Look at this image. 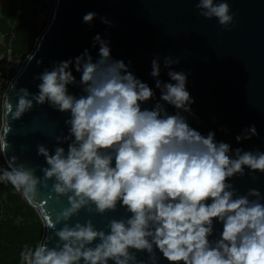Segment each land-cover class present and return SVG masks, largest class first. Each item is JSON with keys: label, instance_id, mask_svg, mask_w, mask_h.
<instances>
[{"label": "clouds", "instance_id": "obj_1", "mask_svg": "<svg viewBox=\"0 0 264 264\" xmlns=\"http://www.w3.org/2000/svg\"><path fill=\"white\" fill-rule=\"evenodd\" d=\"M196 8L224 28L233 23L227 0H198ZM96 17L88 12L82 22L91 25ZM100 19L111 26L107 18ZM97 44L98 58L85 49L45 69L37 77L38 93L26 88L16 93L13 119L34 104L70 112L68 135L56 137L58 145L67 142V151L57 146L52 153L37 145V155L47 164L42 177L17 164L15 156L0 169V183L11 184L29 206H35L38 185L47 188L49 180H54L52 191L67 197L69 204L57 215L56 224L63 226L55 232V247L44 236L34 246L26 244L19 264H143L136 253L146 252L155 260L156 251L168 264H264V197L257 189L238 195L228 182L243 176L245 168L264 173V152L233 150L217 142L215 132L205 136L190 126L182 113L194 115L195 101L186 87L187 74L172 70L179 60L164 58L170 78L164 82L159 57L153 58L150 75L160 98L151 109H142L155 97L153 88L130 71L131 61L113 59L110 42L99 34L93 38V47ZM73 65L81 73L79 82ZM77 83L83 92L78 97L68 87ZM6 130L5 122L0 153L8 146ZM255 135L252 125L236 140ZM118 204L130 215L110 220L108 231L97 229L90 219L70 222L82 209L104 214L116 211ZM214 221L223 230L210 239Z\"/></svg>", "mask_w": 264, "mask_h": 264}, {"label": "water", "instance_id": "obj_2", "mask_svg": "<svg viewBox=\"0 0 264 264\" xmlns=\"http://www.w3.org/2000/svg\"><path fill=\"white\" fill-rule=\"evenodd\" d=\"M227 2L234 20L224 28L215 18L199 14L198 0H53L43 31L2 96L0 135L4 134L5 122L6 129H10L5 132L8 145L3 153L5 162L15 156L17 164L42 177L41 169L47 164L44 157L37 155V145L43 144L52 153L57 146L67 151V142L58 145L56 137L68 135L65 121L70 112L62 113L48 103L34 104L19 119H13L18 103L16 93L20 88L38 93L41 81L37 77L45 69L51 70L56 62L74 59L85 49L94 59L98 58L99 45L93 47L97 34L110 42L113 59L125 64L131 61L130 71L155 91V97L144 102L142 109H151L160 98L155 79L150 75L151 61L159 57V79L170 82L164 58L171 57L180 61L172 70L187 74L186 87L195 101L191 105L194 115L182 113L190 126L205 136L209 131L215 132L216 141L230 144L233 150L264 152V0ZM88 12L97 13L91 25L82 22ZM100 17L111 21V26L102 23ZM71 67L79 82L81 73L75 72L74 65ZM68 87L70 94L77 97L83 94L79 83ZM165 107L175 114L174 107L167 104ZM252 125L258 135L238 143L236 136ZM228 182L238 195L257 189L264 197V173L245 168L243 176L237 174ZM53 183L54 180L47 181V188L38 185L32 206L43 222L44 242L50 248L58 242L55 232L63 226L56 224L57 215L69 207L67 197H58L52 191ZM129 215L118 204L116 211L104 214L82 209L70 222L85 223L90 219L97 229L108 231L110 220ZM222 230V224L214 221V235L210 239H215ZM136 255L143 264H168L158 251L155 260L146 252Z\"/></svg>", "mask_w": 264, "mask_h": 264}, {"label": "trees", "instance_id": "obj_3", "mask_svg": "<svg viewBox=\"0 0 264 264\" xmlns=\"http://www.w3.org/2000/svg\"><path fill=\"white\" fill-rule=\"evenodd\" d=\"M53 0H11L0 16V61L4 57L17 7L22 14L16 21L12 47L24 58L33 49L36 38L43 31ZM6 85L0 69V129L2 125V96ZM7 163L0 153V169ZM43 222L37 211L29 206L11 184L0 183V264H19V253L27 245L34 246L42 239Z\"/></svg>", "mask_w": 264, "mask_h": 264}, {"label": "built area", "instance_id": "obj_4", "mask_svg": "<svg viewBox=\"0 0 264 264\" xmlns=\"http://www.w3.org/2000/svg\"><path fill=\"white\" fill-rule=\"evenodd\" d=\"M21 14H22V9L20 7H17L15 11L14 20L11 26L10 39L8 42V46L6 48L4 57L0 61V69H1V74L3 77L4 85H8V83L13 78V76L16 74V72H18L19 69L21 68L23 60L25 59L22 55L15 54L13 47H12V42L15 38L16 21Z\"/></svg>", "mask_w": 264, "mask_h": 264}, {"label": "crops", "instance_id": "obj_5", "mask_svg": "<svg viewBox=\"0 0 264 264\" xmlns=\"http://www.w3.org/2000/svg\"><path fill=\"white\" fill-rule=\"evenodd\" d=\"M10 3L11 0H0V16L5 11V9L10 5Z\"/></svg>", "mask_w": 264, "mask_h": 264}]
</instances>
